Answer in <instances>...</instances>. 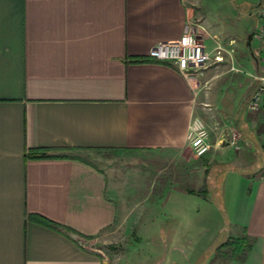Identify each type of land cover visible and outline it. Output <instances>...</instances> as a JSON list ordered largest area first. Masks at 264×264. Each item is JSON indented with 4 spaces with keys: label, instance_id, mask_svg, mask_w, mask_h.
<instances>
[{
    "label": "crops",
    "instance_id": "0c3cea01",
    "mask_svg": "<svg viewBox=\"0 0 264 264\" xmlns=\"http://www.w3.org/2000/svg\"><path fill=\"white\" fill-rule=\"evenodd\" d=\"M208 1L0 0V264H110L89 245L120 228L134 230L128 242L149 229L141 244L169 264L179 244L186 264H264V104L246 103L261 61ZM187 33L224 61L186 76L148 58ZM195 130L210 145L200 157ZM96 153L132 158L147 186L123 191ZM200 213L203 229L229 228L252 250L214 253L216 231L197 253L179 242ZM152 251L128 246L122 264Z\"/></svg>",
    "mask_w": 264,
    "mask_h": 264
},
{
    "label": "rangeland",
    "instance_id": "374dc122",
    "mask_svg": "<svg viewBox=\"0 0 264 264\" xmlns=\"http://www.w3.org/2000/svg\"><path fill=\"white\" fill-rule=\"evenodd\" d=\"M264 8V0H209L208 8L209 15L212 17V20L217 21L220 27L222 28L227 37H234L237 40L240 48L247 50L249 54H251V50L255 53L256 58L261 61L262 60V43H260L257 39H253L251 46H248V37L249 35L255 31V28L259 25V17L258 12L260 9ZM92 161L97 167L105 170L109 175H112L117 183L120 185L123 183L121 189L123 191H134L136 189H141L143 191L144 186H147V180L135 175L134 167L136 168V164L133 166V159L125 156L123 154L118 153H96L92 156ZM128 176V179L124 181V178ZM135 176V177H134ZM135 178V179H134ZM139 178V179H138ZM124 181V182H122ZM145 186V188H146ZM202 195H204L202 193ZM217 198V197H216ZM218 199V198H217ZM130 207H134L135 202L132 199H129ZM139 205V204H138ZM195 205H197L195 203ZM135 208V207H134ZM200 215L202 213L193 215L191 219V223H195V227L191 226H183V228L177 229V240H189L195 242L197 244L194 245V252L197 253V250H201V248L208 243L207 239H211L214 232L216 231L219 236V228H213V230H205L202 228L200 221ZM196 216L198 218H196ZM198 221L200 222H197ZM132 226V223H130ZM132 229H117L110 237H102L97 241H94L89 246L96 247L100 252L99 255L106 259L110 264H122L123 256L126 254L128 246L131 250L138 252H143L146 254L149 249L153 250L154 260L148 261V264H169L171 261V256L167 254H157L155 259V248L150 247L148 243L141 244L142 240L139 239V236H144L149 229H139L137 230L136 237H131V239L127 240V236L130 232H133ZM155 230H151L154 233ZM208 233H207V232ZM218 231V232H217ZM145 233V234H144ZM236 236L234 232L227 228L225 232L220 235L219 243H217L215 249L211 250L216 253L218 247L221 244L225 243L228 240V237ZM202 239V240H201ZM213 238L211 239V241ZM178 247L182 248V252L179 250L178 255L183 257L184 259L187 257L185 254L186 244H179ZM197 249V250H196ZM219 254L224 253L228 256L233 255L234 253L233 246H227L221 251H218ZM162 257V258H161ZM181 257H179V264H186V261ZM164 259V260H162ZM138 263V262H137Z\"/></svg>",
    "mask_w": 264,
    "mask_h": 264
},
{
    "label": "built area",
    "instance_id": "2783aa9c",
    "mask_svg": "<svg viewBox=\"0 0 264 264\" xmlns=\"http://www.w3.org/2000/svg\"><path fill=\"white\" fill-rule=\"evenodd\" d=\"M258 17L259 25L255 28L254 38L262 43L263 56L260 70L253 77L255 85L247 102V108L250 111H258L264 104V8L259 10ZM223 52L224 49L219 45L211 51L207 50L195 34L187 33L178 41L154 45L148 52V58L157 62H170L188 76L192 71L224 61ZM190 145L199 157L205 155L210 149L207 135L198 130H195L191 136Z\"/></svg>",
    "mask_w": 264,
    "mask_h": 264
},
{
    "label": "trees",
    "instance_id": "16d2710c",
    "mask_svg": "<svg viewBox=\"0 0 264 264\" xmlns=\"http://www.w3.org/2000/svg\"><path fill=\"white\" fill-rule=\"evenodd\" d=\"M43 157V156H42ZM204 193L203 191H200L199 194L201 195ZM227 246H233L235 255H240L242 257H245L248 252L252 250V244L246 237H239V236H230L228 237V240L221 244L220 247H218V251H221Z\"/></svg>",
    "mask_w": 264,
    "mask_h": 264
},
{
    "label": "water",
    "instance_id": "95a60500",
    "mask_svg": "<svg viewBox=\"0 0 264 264\" xmlns=\"http://www.w3.org/2000/svg\"><path fill=\"white\" fill-rule=\"evenodd\" d=\"M253 38H254V32H252V33L249 35V37H248V46H251V43H252V41H253ZM249 98H250V96L247 97V99H246V103L248 102Z\"/></svg>",
    "mask_w": 264,
    "mask_h": 264
}]
</instances>
